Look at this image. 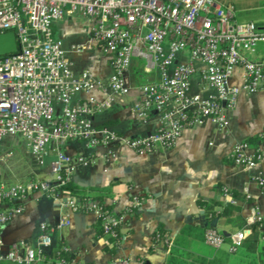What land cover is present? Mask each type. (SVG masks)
Instances as JSON below:
<instances>
[{"label":"built area","instance_id":"built-area-1","mask_svg":"<svg viewBox=\"0 0 264 264\" xmlns=\"http://www.w3.org/2000/svg\"><path fill=\"white\" fill-rule=\"evenodd\" d=\"M74 14L89 20L91 39L72 50H89L95 44L110 56L112 73L106 83L86 70L74 74L63 44L52 36L53 23ZM7 32L14 33L17 51L0 57V146L9 138L22 139L38 166L43 165L51 144L56 151L50 163L51 179L9 187L0 184V231L22 214L27 197L61 199L52 195L53 190L70 180L78 166H88L87 158L63 151L66 143L78 140L86 149L105 147L111 158L119 145L147 156L158 148L172 149L185 127L207 122L226 132V113L236 107L238 97L264 90V60L251 59L256 45L264 43V30L252 22L237 23L233 7L214 0H0V34ZM185 51L187 61L177 62ZM133 56L145 60L147 71L156 68L159 73L157 82L138 87L141 98L133 105L135 117L145 122L150 108L160 115L157 129L138 138L94 128L90 120L109 108L116 96L129 93L125 74ZM237 70L241 78L235 84L232 79ZM197 72L205 95L190 92V80ZM95 88L103 96L100 101L91 95ZM79 94L85 98L74 102ZM54 104L60 105L58 115ZM11 156L0 148V165H6ZM230 158L233 165L252 170L263 159V152L239 142ZM255 182L264 189V173H259ZM221 194L227 204H237L228 189L222 188ZM244 201L250 202L246 192ZM69 205L76 210L74 201L69 199ZM87 207L96 217L101 215L97 203L89 201ZM138 207L139 199L133 197L126 211ZM263 220L264 214L251 205L243 228L224 236L214 227H206L203 242L214 251L226 246L229 253H235L248 227ZM121 223L118 214H110L101 226L104 233H110L109 225L119 227ZM69 224L66 218L55 224L40 223L34 247L19 241L4 250L0 237V263L49 261L53 233ZM70 263L75 264L73 259ZM116 264L130 263L123 260Z\"/></svg>","mask_w":264,"mask_h":264},{"label":"crops","instance_id":"crops-1","mask_svg":"<svg viewBox=\"0 0 264 264\" xmlns=\"http://www.w3.org/2000/svg\"><path fill=\"white\" fill-rule=\"evenodd\" d=\"M214 1L232 6L237 23L252 22L264 30V0L243 11L233 3ZM90 29L91 23L82 16L65 15L53 23L52 36L63 44L74 74L86 70L95 79L106 83L112 73L110 56L102 54L95 44L89 50H72L74 46L89 44ZM257 45L251 59L263 61L264 46ZM187 58L188 52H182L177 62H186ZM198 68L201 69V66L198 65ZM240 78L241 73L237 70L232 82L238 84ZM158 80L156 68L147 71L145 60L133 56L130 69L125 74L129 93L116 96L109 108L93 115L90 118L92 126L130 138L153 133L159 124V113L150 108L145 122H142L135 117L133 105L141 98L138 87ZM190 92L207 93L200 80V72L192 76ZM91 95L99 101L103 98L98 88L93 89ZM84 98V94H79L73 101H82ZM54 107L58 115L60 105L54 104ZM226 124V132L218 131L207 122L185 127L172 149L158 148L147 156H138L126 146L119 145L115 146V156L111 158L105 147L86 149L83 142L78 140L66 143L62 146L66 154L83 156L89 161L88 166L76 168L71 177L72 182L75 179L73 183L78 187L91 190L88 194L102 197L103 204L112 205V214H118L122 220L119 230L124 235L117 251L112 255L104 250L106 242L104 238L96 236L97 217L92 211L76 213L71 210L68 197L53 200L39 196L27 197L22 202V214L1 229L4 250L19 241L34 247L40 223L55 224L66 218L70 224L53 233V246L57 241L65 245L67 251L73 254L75 264H116L123 260L130 264H164L166 252L162 243L149 252L151 235L160 226L169 231V245L178 251L206 260L222 261L228 252L227 247L214 251L206 246L203 242L205 227L213 226L224 236L239 228L227 221L233 220L231 218L209 219L197 202H219L220 205L214 208L217 212L228 205L239 207L240 217L244 221L251 205L264 214V189L255 182L258 174L264 173V90L256 94H241L236 107L226 113ZM252 138L258 141L255 144L246 142ZM6 141L0 146L3 151ZM239 142H246L251 148H259L263 152V159L254 169L233 165L230 154L233 146ZM48 151L43 165L38 166L31 157L29 168L18 175L14 183H5V179L0 176V184L9 187L18 182L51 179L50 163L55 156V145L51 144ZM222 188L236 194V205L226 203L221 194ZM245 192L250 195L248 203L244 201ZM133 197L139 198L137 217H132L133 214L126 211ZM189 208L194 212L192 215L189 214ZM160 220H164V223H160ZM233 258L230 256V260ZM36 264L53 263L49 260Z\"/></svg>","mask_w":264,"mask_h":264},{"label":"trees","instance_id":"trees-1","mask_svg":"<svg viewBox=\"0 0 264 264\" xmlns=\"http://www.w3.org/2000/svg\"><path fill=\"white\" fill-rule=\"evenodd\" d=\"M117 133V132H115ZM118 134V133H117ZM258 141L257 138L246 140L248 143L255 144ZM87 189L78 187L68 180L63 186H60L53 190L52 195L56 197H68L74 201L76 205V213H84L89 210L87 207L88 202H95L99 207L101 215L96 218L95 229L96 236L105 239L104 250L109 254H115L119 244L122 240L123 233L120 232L119 227H113L109 225L110 233H104L101 226V221L108 217V215L114 213L112 205H105L102 202V197L89 193ZM233 196L236 194L233 193ZM138 198V197H137ZM139 199V198H138ZM197 205L202 209L209 219L227 218L233 220H227L232 222L237 228L241 229L245 226L244 220L240 217V208L235 206H224L221 212L214 210L215 207L220 205L219 202H204L198 200ZM128 213H132V217H137L139 211L131 208L128 209ZM212 222V220H210ZM210 227V226H207ZM213 227V226H211ZM185 227L184 229H186ZM206 228V227H205ZM183 229V231H184ZM249 235L245 238L242 246L235 253L227 252L222 261L218 260H206L201 257H193L185 252L178 251L175 247L169 245V231L165 230L162 226L158 227L151 235L152 246L149 252H152L154 248L159 245L163 240L168 239L167 244H163V248L166 252L164 264H264V220L257 222L248 227ZM226 241L228 240L225 238ZM154 247V248H153ZM230 256L234 258L230 260ZM73 254L67 251L65 245L60 241L54 243L50 254L49 260L53 264H60L59 261L63 260L64 264H71Z\"/></svg>","mask_w":264,"mask_h":264},{"label":"rangeland","instance_id":"rangeland-1","mask_svg":"<svg viewBox=\"0 0 264 264\" xmlns=\"http://www.w3.org/2000/svg\"><path fill=\"white\" fill-rule=\"evenodd\" d=\"M218 2L233 3L237 9L242 10L247 7L257 5L259 0H217ZM243 13V12H242ZM257 46H264V43H259ZM5 144V151L11 152L12 156L6 165L0 166V176L5 179V183H14L18 175L28 169L31 164V156L22 139L9 138ZM3 185V184H2ZM249 230L246 232V237L249 235Z\"/></svg>","mask_w":264,"mask_h":264},{"label":"water","instance_id":"water-1","mask_svg":"<svg viewBox=\"0 0 264 264\" xmlns=\"http://www.w3.org/2000/svg\"><path fill=\"white\" fill-rule=\"evenodd\" d=\"M17 51V42L13 32H7L0 34V57L13 54ZM73 182H76L73 179ZM80 186V184H79ZM195 209H197L195 202H193ZM197 212V211H196ZM194 212L189 208V214ZM160 223H164V220H160ZM78 229V228H77Z\"/></svg>","mask_w":264,"mask_h":264}]
</instances>
